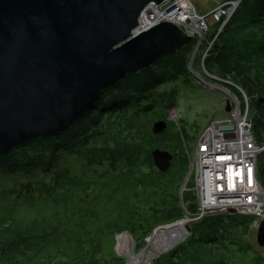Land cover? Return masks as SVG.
<instances>
[{
    "label": "trees",
    "instance_id": "trees-1",
    "mask_svg": "<svg viewBox=\"0 0 264 264\" xmlns=\"http://www.w3.org/2000/svg\"><path fill=\"white\" fill-rule=\"evenodd\" d=\"M196 41L195 36L173 54L102 89L92 107L61 133L0 156L2 171L44 174L0 190V264H126L114 257L117 234L128 232L139 241L196 211L187 154L192 149L187 142L196 136L167 118L177 87L161 88L180 78L188 81ZM210 46L203 59L207 72L213 66L216 75H229L245 91L250 108L264 98V0H241ZM254 110L250 124L262 141L264 109ZM159 119L168 128L154 134L151 125ZM155 148L173 155L168 170L154 165L150 152ZM63 153L83 163L81 174L56 169ZM257 161L264 187V152ZM255 220L237 213L208 214L191 222L186 239L153 264H264V254L246 239Z\"/></svg>",
    "mask_w": 264,
    "mask_h": 264
},
{
    "label": "water",
    "instance_id": "water-1",
    "mask_svg": "<svg viewBox=\"0 0 264 264\" xmlns=\"http://www.w3.org/2000/svg\"><path fill=\"white\" fill-rule=\"evenodd\" d=\"M151 4L167 15L180 8L177 0H0V156L61 133L92 107L102 89L192 41L169 20L137 31ZM255 105L264 108V98ZM167 125L159 119L151 130L162 134ZM150 153L160 171L169 169L171 152ZM256 230V242L264 247V220Z\"/></svg>",
    "mask_w": 264,
    "mask_h": 264
},
{
    "label": "built area",
    "instance_id": "built-area-1",
    "mask_svg": "<svg viewBox=\"0 0 264 264\" xmlns=\"http://www.w3.org/2000/svg\"><path fill=\"white\" fill-rule=\"evenodd\" d=\"M152 6L161 13L157 5H149L140 15L139 25L143 18H155V13L150 10ZM177 12L187 17L191 10L178 8ZM192 13L198 23L204 25L207 14L199 15L194 8ZM163 19L166 18L158 21ZM205 73L211 80L220 82L222 91L227 95L224 105L229 103L231 109L222 120L208 123L197 137L194 148L190 152L186 150L190 160L189 175L194 174L197 209L191 214L186 212L184 217H188L191 223L208 214L229 213L230 209H234L237 214L255 216L252 226L256 227L264 220V188L261 187L257 161L264 152V140L258 141L253 135L249 98L243 88L234 84L229 75L220 77ZM241 102L247 105L243 110L240 109ZM222 124L233 125L234 128L222 131L218 128ZM227 133L234 134V137H224Z\"/></svg>",
    "mask_w": 264,
    "mask_h": 264
},
{
    "label": "rangeland",
    "instance_id": "rangeland-1",
    "mask_svg": "<svg viewBox=\"0 0 264 264\" xmlns=\"http://www.w3.org/2000/svg\"><path fill=\"white\" fill-rule=\"evenodd\" d=\"M189 1L194 6L193 8H195L196 12L199 15L200 14H207L206 18L204 19L206 24L203 26V29H201V31L198 30L199 32L197 34L194 33V34H196V37H197V41L195 43V46H197L198 42H200V41L201 42L198 45V50L196 52L195 59L192 63L193 67L195 68L196 71H198V73L201 74V76L204 78V80L210 81L211 83L216 82L214 80H211L209 78V76H207L203 72V68L201 66V61L199 59L201 58V55L204 53V51L207 49V45H209L208 44L209 38L213 34L212 32H214L216 29H219L220 26L222 25L221 24L220 26H218L216 24V22L218 21V20H216L217 19L216 15L220 14L222 12V10H225V12H226L225 15H227L231 11V8H232L231 6L233 5V3L235 4V2L237 0H234V2L233 1H227V0H189ZM236 8L237 7H234V9H232L233 10L232 13L235 11ZM216 34H215V36H216ZM215 36H214L213 40L216 38ZM204 40L206 41L205 44H207V45L205 46L204 49H202L200 47V45L202 44V42ZM212 41H210V42H212ZM193 50H194V48H193ZM208 68L210 70L209 72L217 74V72H215L216 70L213 66H210ZM189 73L191 75L189 76L188 81L185 82L183 80V78H180L176 81H173V82L171 81V82L165 83L164 85L161 86V88L162 89L165 88V89L169 90L173 86L177 87L178 94H177V98L175 99L176 105H175L174 109L168 110L166 112L167 118L169 121L174 122V125L177 126V128L179 126H182V128L185 129V131L187 132V134H189V136H196L197 137V135L200 134L202 132V130L212 120H218V119H222V118L226 117L227 112L225 111L226 108H224L223 105H224V101L227 100V98H226L227 95L222 91L221 88L210 87V86L206 85L203 81H201L199 78H197V76H195L194 73H191V71ZM218 84H220V83L218 82ZM254 105H255V101L252 102L251 108L249 109L250 110V118H251L250 123H252L253 117H254V111H255ZM252 125H253V123H252ZM195 143H196V138L194 141L187 142V147L188 148H192V147L194 148ZM60 156L61 157L59 159V163L57 164L56 169L67 170L72 174V176H73V174L74 175L81 174L82 171L85 169L83 163H81L79 160H77L76 157L71 156L70 154H67V153H63ZM42 177H44V174L40 170H37V171L33 170V172L28 173V174L23 173L21 171L17 172V173H9L8 171L5 172V171L0 170V190L12 187L14 185L13 183H15L17 181H20V182L21 181H30V180L35 181V180L41 179ZM173 223H175V222H173ZM173 223H170V224H173ZM170 224H166L164 226H167ZM186 225L189 226L190 223L187 222ZM164 226H161V227H164ZM161 227H159V228H161ZM256 228H257V226L256 227L252 226L251 233L248 236V238H246V239L250 243H252L253 248L256 252L264 254V247H259L257 242H256V239H255L256 234H257ZM154 231L150 236H148L146 238H141V239H139V241H136L131 235L132 239H131L130 244H131V249L135 255H141L143 253H146L148 250H150L149 249L150 248L149 243L155 240L154 235L157 232V229H155ZM123 233H128V232H123ZM123 233L117 234L115 236L114 257L115 256L121 257L125 260L126 264H130L131 262H130L129 258L127 257V255H125L123 252L119 251V249L116 245L118 236H120ZM188 235H189V231L186 235H184V236H182V238H180V243L182 241H184ZM140 242H141L142 246H140L138 244ZM180 243H178L177 245H179ZM177 245H175V246H177ZM175 246H173L170 249L167 248L166 250H163L161 253L154 255V257L151 259L149 264H153V262L160 255H163L165 253L167 254V252L171 251Z\"/></svg>",
    "mask_w": 264,
    "mask_h": 264
},
{
    "label": "bare ground",
    "instance_id": "bare-ground-1",
    "mask_svg": "<svg viewBox=\"0 0 264 264\" xmlns=\"http://www.w3.org/2000/svg\"><path fill=\"white\" fill-rule=\"evenodd\" d=\"M238 1L239 0H237L235 2V4L233 3L234 1L232 2L233 5L231 6L232 7L231 11L227 15H225L226 14L225 10H222V12L220 14L216 15L217 18H219L222 15H225L224 21L221 25L222 28H223V25L227 22V18H229L231 16V13L233 11L232 9H234V7H237L236 5H238L240 3V2L238 3ZM178 5L180 6V10H182V11H188L189 9L191 10V12H189L187 17H184V15H181L178 12L170 14V15H167L165 13H159V12H157V10H155V7L152 6V7H150V10H153V12L155 13V18H153L151 20H149L147 18H143L141 24L136 28V30L140 31L143 29H147V27L152 26V25L160 22V21H158V19L165 17L166 19H163L162 21L169 20L170 22L175 23L180 29H182L185 32V34L191 36L193 39V37H195L196 34L199 31H201V29H203V26L206 24V22L204 21V25H201L200 23H198L197 17L195 16L194 13H192L194 6L191 8V3L189 0H178ZM183 23H185V25H183ZM222 28H221V30H222ZM194 33H196V34H194ZM217 34H216V36H217ZM200 42L197 43V46H194V50L190 56V59H188L189 63H191L190 66L188 63V70L191 71V73H194V75L197 76V78H199L201 81H203L206 85H208L210 87L221 88V85L218 84V81L211 83L210 81L204 80V78L201 76V74L198 73V71H196L193 68V64H192L194 61L193 59H195L196 52L198 50V45ZM212 43H213V41L208 43L209 45H207V49L204 51V53L201 55V58L199 59L201 61V66L203 68L204 73L207 72V70L204 67V60L203 59L206 57L207 52L210 49V47H211L210 45H212ZM205 74L207 75V73H205ZM225 102H226V100L224 101V103ZM248 104H249V102H248ZM223 106H224V108H226V105H223ZM246 107H247V105L241 102V108L240 109L243 110ZM230 109H231V105H230ZM248 109H250V106H248ZM229 110L226 111L227 115L230 112ZM222 119H218V120H222ZM212 121H214V120H212ZM222 125H229V124H222ZM199 135H201V133L198 134L197 137H199ZM197 137H195L196 140H197ZM261 185H262L261 187H263L262 182H261ZM194 188H193V190H194ZM182 189H185V187ZM219 213H223V212H219ZM187 222L190 223L188 220V217H184V218L178 220L177 222L175 221V223H173V224H170V225H167V226H164V227L157 229V232L154 235L155 240L149 243L150 244V248H149L150 250H148L146 253H143L141 255H135L133 253V251L131 249V244H130L132 238H131V235L128 233H123L120 236H118L116 245H117L119 251H121L125 255H127V257L129 258V260L131 262L130 264H149L151 259L154 257V255H157L158 253H161L163 250H166L167 248L170 249L173 246L180 243V238H182V236H184L188 233V229H186L187 228V225H186Z\"/></svg>",
    "mask_w": 264,
    "mask_h": 264
},
{
    "label": "flooded vegetation",
    "instance_id": "flooded-vegetation-1",
    "mask_svg": "<svg viewBox=\"0 0 264 264\" xmlns=\"http://www.w3.org/2000/svg\"><path fill=\"white\" fill-rule=\"evenodd\" d=\"M256 101V100H255ZM254 106H256V105H254ZM261 109H264V108H261Z\"/></svg>",
    "mask_w": 264,
    "mask_h": 264
}]
</instances>
